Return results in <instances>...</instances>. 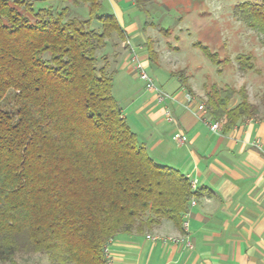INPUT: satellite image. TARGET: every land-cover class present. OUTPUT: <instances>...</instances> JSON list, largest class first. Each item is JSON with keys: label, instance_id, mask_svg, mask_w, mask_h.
Returning a JSON list of instances; mask_svg holds the SVG:
<instances>
[{"label": "trees", "instance_id": "16d2710c", "mask_svg": "<svg viewBox=\"0 0 264 264\" xmlns=\"http://www.w3.org/2000/svg\"><path fill=\"white\" fill-rule=\"evenodd\" d=\"M61 1L54 10L0 0V264L29 252L57 264H107L103 248L117 232L162 219L180 226L202 191L147 153L112 94L116 67L108 69L99 53L114 34L124 39L115 15L102 11L101 0ZM71 3L85 6L86 16L71 14ZM237 9L264 36V0ZM194 46L220 64L207 45ZM235 59L251 70L250 54ZM209 89L208 117L224 120V131L257 113L243 87Z\"/></svg>", "mask_w": 264, "mask_h": 264}, {"label": "crops", "instance_id": "0c3cea01", "mask_svg": "<svg viewBox=\"0 0 264 264\" xmlns=\"http://www.w3.org/2000/svg\"><path fill=\"white\" fill-rule=\"evenodd\" d=\"M101 2L103 12L115 15L127 45L118 46L112 86L126 121L157 163L177 168L202 190L180 226L162 219L151 228L117 232L107 244V264H264V120L245 118L228 131L218 120L220 129L213 130L209 123L217 120L189 110L201 93L193 76L187 73L181 84L177 69L159 57L150 60L152 28L138 18L134 0ZM134 56L172 95L166 101L172 121L164 118L165 104L145 90Z\"/></svg>", "mask_w": 264, "mask_h": 264}, {"label": "rangeland", "instance_id": "374dc122", "mask_svg": "<svg viewBox=\"0 0 264 264\" xmlns=\"http://www.w3.org/2000/svg\"><path fill=\"white\" fill-rule=\"evenodd\" d=\"M27 1H32L34 6L51 5L54 10L66 4L61 0ZM261 1L134 0V4L140 8L138 18H143L150 24L148 27L152 28L149 38L157 53L156 60L160 58L168 67L177 69L175 72L179 71L185 76L187 73L191 74L194 78L193 84L201 90L199 95L196 94L197 100L207 103L206 94L211 83L216 84L218 88L231 86L238 90L243 87L248 101L257 107V113L253 117L264 120V36L249 27L237 9L239 3ZM69 6L71 14L86 16L85 6L72 3ZM92 26L98 29L99 23L93 21ZM161 27L166 30H160ZM109 41L111 44L108 43L99 55L105 54L107 68H112L115 66L113 58L118 53V46L122 48L126 43L120 41L115 34ZM196 42L207 45L209 51L215 52L217 59L221 60L220 64H214L206 58L199 47L194 46ZM240 53L251 55V70L239 69L235 57ZM103 63L104 60L100 56L97 65ZM196 66L199 68L195 69ZM117 92L116 85L115 95L119 96ZM238 100L239 95L235 94L230 105ZM22 263L57 264L42 252L16 254L14 264Z\"/></svg>", "mask_w": 264, "mask_h": 264}, {"label": "built area", "instance_id": "2783aa9c", "mask_svg": "<svg viewBox=\"0 0 264 264\" xmlns=\"http://www.w3.org/2000/svg\"><path fill=\"white\" fill-rule=\"evenodd\" d=\"M132 60L134 61V65L138 71V77L139 79L142 81L143 86L145 88V90L149 91V92H153L157 102L159 103H163L165 104L164 106V118L167 121H172L174 119L172 112L170 111L169 107L166 105V101H170L172 100V95L165 92L160 85H158L156 83V81L154 80V78L152 77V75H150V73L148 72V70L146 69V67L142 64V62L140 60H138L135 56L132 58ZM195 100L193 98V96L188 95V101H193ZM196 102V106L194 108H189L190 112L198 117H208L207 114V106H206V102L203 100H197ZM209 126L213 129V130H219L220 129V124L218 121L215 122H211L209 123ZM178 139L181 141L182 138L180 135H177ZM255 146L259 149H261V144L259 142L256 141ZM191 182V188L193 190L196 189V185L194 181H190ZM190 205L192 206L194 204V197H192L189 201ZM188 211H186L184 213V215H187ZM183 225L185 227H187V221L183 222ZM110 241V240H109ZM108 244V243H107ZM107 244L104 246L103 248V252L105 257L107 258V262L110 260L109 259V252H108V246Z\"/></svg>", "mask_w": 264, "mask_h": 264}]
</instances>
